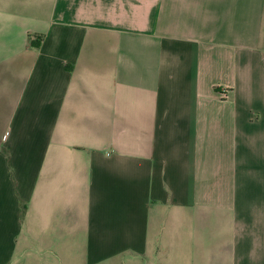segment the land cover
I'll return each instance as SVG.
<instances>
[{"label":"crops","instance_id":"obj_1","mask_svg":"<svg viewBox=\"0 0 264 264\" xmlns=\"http://www.w3.org/2000/svg\"><path fill=\"white\" fill-rule=\"evenodd\" d=\"M0 264H264V0H0Z\"/></svg>","mask_w":264,"mask_h":264},{"label":"trees","instance_id":"obj_2","mask_svg":"<svg viewBox=\"0 0 264 264\" xmlns=\"http://www.w3.org/2000/svg\"><path fill=\"white\" fill-rule=\"evenodd\" d=\"M25 213H26V208L22 207V212H21V219L24 220L25 218Z\"/></svg>","mask_w":264,"mask_h":264}]
</instances>
